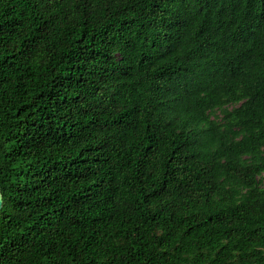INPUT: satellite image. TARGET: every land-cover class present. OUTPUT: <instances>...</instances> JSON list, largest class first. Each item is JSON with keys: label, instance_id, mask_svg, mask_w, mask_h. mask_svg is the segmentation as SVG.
<instances>
[{"label": "trees", "instance_id": "1", "mask_svg": "<svg viewBox=\"0 0 264 264\" xmlns=\"http://www.w3.org/2000/svg\"><path fill=\"white\" fill-rule=\"evenodd\" d=\"M0 264H264V0H0Z\"/></svg>", "mask_w": 264, "mask_h": 264}, {"label": "water", "instance_id": "2", "mask_svg": "<svg viewBox=\"0 0 264 264\" xmlns=\"http://www.w3.org/2000/svg\"><path fill=\"white\" fill-rule=\"evenodd\" d=\"M0 207H1V196H0Z\"/></svg>", "mask_w": 264, "mask_h": 264}]
</instances>
